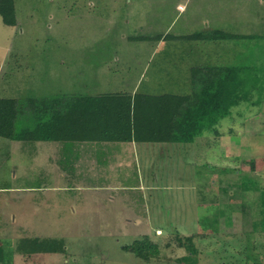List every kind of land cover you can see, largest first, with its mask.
I'll return each instance as SVG.
<instances>
[{"label":"rangeland","instance_id":"rangeland-1","mask_svg":"<svg viewBox=\"0 0 264 264\" xmlns=\"http://www.w3.org/2000/svg\"><path fill=\"white\" fill-rule=\"evenodd\" d=\"M14 7V26L0 15V98L19 102L16 129L32 131L37 113L31 104L42 97L97 95L130 83L140 70L136 60L148 53L138 40L154 41L161 34L176 39L169 45L176 51L167 57L158 52L151 63L167 60V78L175 61L181 60L175 69L181 76L188 64L205 58L192 52L209 50L208 62L248 67L238 70L247 89L215 126L205 127L193 142L173 144L168 154L144 157V173L132 172L122 180L132 186L139 177L154 181L150 189H133L130 195L128 189L116 191L119 197L112 203L120 213L127 202L144 208V197L152 211L144 222L115 221L107 212L104 217L107 191L96 198L95 191L69 196L83 192L22 188L43 181L97 184L102 179L95 168L73 167L67 153L59 159L68 176L57 177L56 158L34 156L33 142L0 137V264H31L12 252L26 238L30 245L35 240L43 247L62 246V253L27 256L55 258L41 264H264V92L259 91L264 87V0H14ZM221 32L228 35L208 40ZM198 33L205 40L197 39ZM122 36L121 65L127 67L114 74L107 71V41ZM179 48L189 53L178 56L184 53ZM161 71L154 72L164 80ZM164 85L174 87L169 79ZM184 88L194 89L187 83ZM259 96L263 100L257 103ZM220 136L223 148L221 141L216 144ZM253 159L256 171L250 169ZM73 169L81 171L80 177L68 172ZM83 197L89 204L78 212L74 203ZM46 201L57 205L47 207ZM193 234L199 236L186 241ZM138 242L143 250L157 245L158 254L150 260L139 257L133 251Z\"/></svg>","mask_w":264,"mask_h":264},{"label":"trees","instance_id":"trees-1","mask_svg":"<svg viewBox=\"0 0 264 264\" xmlns=\"http://www.w3.org/2000/svg\"><path fill=\"white\" fill-rule=\"evenodd\" d=\"M0 15L5 24L15 25L14 0H0ZM227 35L221 32L208 40ZM161 37L164 36L161 34ZM195 37L203 40L206 38L204 33H198ZM200 65L192 68L194 89L187 95L137 92L43 97L39 104H31L37 119L29 132L30 127L16 129V121L21 114L19 102L11 98H0V137L24 141L95 138L113 141L193 142L205 127L212 128L220 119L228 116L231 107L237 104L236 101L243 99L239 92L247 89L241 85L243 78L238 71L240 68L246 70L247 66ZM258 77L255 71V80ZM259 87L262 88L260 93H263L264 87ZM237 94L239 99L235 97ZM262 100L263 97L259 96L257 103ZM214 131L217 132L216 129ZM250 169L256 171L255 159L251 160ZM195 236L199 235H190L186 241H192ZM26 239L24 244L29 247ZM142 242L133 247L139 257L150 260L158 254L157 245L144 247L143 250L140 247ZM179 243L183 245L184 241L180 240ZM24 244L21 242L18 248ZM30 249L32 252L41 249L55 252L63 250L62 246L43 247L35 240Z\"/></svg>","mask_w":264,"mask_h":264},{"label":"crops","instance_id":"crops-1","mask_svg":"<svg viewBox=\"0 0 264 264\" xmlns=\"http://www.w3.org/2000/svg\"><path fill=\"white\" fill-rule=\"evenodd\" d=\"M180 9L183 8V5H178ZM125 36L120 37L117 40H108L107 41V71H115L114 74H116L117 71H120L121 69H126L127 66L123 67L122 64V50H121V44H125L126 40ZM141 41V45H143L145 48L142 49V51L148 52L145 59L142 61L136 60L137 64L140 65V70H138L135 78L133 81L130 83H119L116 84L113 88H107V92H102L100 94H106V93H129V94H135L137 92H144V93H152V94H180V95H187L190 94L192 89L186 90L184 87L191 88V85L193 84L192 81V68L195 65L200 64H210L213 66H217V63H212L208 62V57H209V50H198L197 52H192V49L190 52L193 53V56L199 55V57H203L205 53V58L203 57L201 62H192L191 64L187 65V68H184L185 70L184 73L180 76L179 73L178 75H175V69L178 70L177 68H181V60L175 61V69L172 70L173 74L170 75V78H167V63L170 64L167 60H164V62L159 61L162 65H157L151 64L153 61V58L158 54V52H163V55L167 57L169 54H172L174 50L171 48L169 45L172 43L176 42V39L174 38H167V37H161L156 40H150V39H141L138 40ZM207 43H212L210 41L205 42ZM121 50V51H120ZM184 53H179L178 56L182 54H188V50L184 48H179V52L183 51ZM194 50V49H193ZM187 51V52H186ZM113 52V53H111ZM177 58V57H176ZM197 63V64H195ZM121 65V66H120ZM152 65V66H151ZM120 67V68H119ZM155 68L153 69L155 72H162L163 70V75L162 78L164 80H160L159 75H157L154 71H152V75L148 76V71H150V68ZM127 75V72L126 74ZM161 76V75H160ZM125 82H126V76L124 77ZM169 79V84L173 88H167L165 87L166 80ZM177 85V86H175ZM179 86V87H178ZM177 88H183L184 91L181 93L178 91ZM79 93H71V95H76ZM63 94H54V95H48L45 97H58ZM66 96H71L68 94H64ZM91 95V94H87ZM98 95V94H97ZM43 98V97H42ZM14 140L15 139H10ZM219 141H221V147L223 148V139L220 136L216 142V144H219ZM25 142H33L31 144V148L33 149L34 156H38L39 154L43 156H48L50 158H56L55 166H56V174L57 177H65L68 176L67 172H62V169L60 166H62L63 161V155L67 153L68 155H71L73 157V162L71 165L75 168L80 167L81 165L88 166L89 168L94 169V173L96 175H99L98 177L102 179L100 183L97 184H85V183H68L65 181H60L56 180V183L51 182L48 183L47 181L41 182L39 185H26L25 187L26 190H31V191H38V190H45V191H75V190H81L83 193L78 194L73 193L72 195L68 193L69 196H76V195H84V196H89L90 194L87 193V191H95L91 193V195H95L96 198L98 195H102L104 193V197L107 201V209H104V217L109 215V217H113L114 220L116 221H127V222H144V220L149 221L151 218L149 216L152 215L151 208L149 207V204L145 202L144 197L142 198L143 200L141 201V205L144 206V208H141L140 205L134 204L132 202H127L120 213H117V210L114 209V206L112 203H115L118 200L119 195L116 194V191L119 190H126L128 189V192H126V195H130V190L133 191V189L143 191L150 189L154 185V181L151 183L149 181L145 182L143 180L138 179V183H135V186L124 184L123 182H126L125 178L128 177V174L133 173H138L142 174L144 173V166L146 167L148 162L144 160V157L150 156L151 153L153 154H165L169 153L168 151L172 150L175 148V145L173 144H178V142H139L135 140L131 141H113L109 139H95V138H88V139H71V140H66V139H60V140H26ZM155 143H157L155 145ZM180 143V142H179ZM155 145V146H154ZM220 146V145H219ZM36 152H39L36 154ZM49 161V160H48ZM51 164V162H48ZM70 173H78L77 177H80L81 171L78 170H72L68 171ZM91 172V171H90ZM47 174V171L46 173ZM16 188V187H15ZM103 191V192H102ZM102 192V193H101ZM122 196H124L122 194ZM101 198V197H99ZM96 199L101 201L100 199ZM57 201V199H55ZM88 198L83 197L82 199L80 198L79 200L74 203L75 209L78 208V212L83 209V205H88L89 204ZM53 201V200H51ZM51 201H46L47 207H49L51 204L57 205L54 202ZM86 201V203H85ZM132 203V204H131ZM123 204V202H122ZM51 211V210H50ZM75 212V210H74ZM107 212V214H105ZM54 220H56L54 218ZM137 226V225H136ZM19 244L17 247H15V250L12 252L19 255V258H22L23 261L26 262H31V264H35L36 261L41 264L42 262H48L50 261H55L54 257H38V258H30L27 256H31L35 254H40L43 253H57L55 251H45V250H39V251H34V252H29L32 251L29 247H27L25 244L22 246V248H18ZM62 253V251H59ZM31 253V254H30ZM14 254V256H15ZM30 254V255H29ZM16 257V256H15ZM54 260H52V259ZM29 259V260H28ZM42 261V262H41Z\"/></svg>","mask_w":264,"mask_h":264}]
</instances>
